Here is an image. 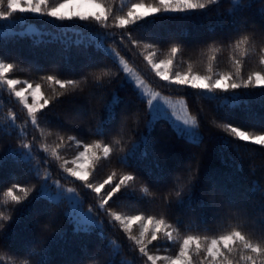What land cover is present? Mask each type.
Returning a JSON list of instances; mask_svg holds the SVG:
<instances>
[{
  "label": "snow or ice",
  "instance_id": "6c2138e0",
  "mask_svg": "<svg viewBox=\"0 0 264 264\" xmlns=\"http://www.w3.org/2000/svg\"><path fill=\"white\" fill-rule=\"evenodd\" d=\"M29 14L49 18L46 22L60 31L98 29L96 48L102 55L85 53L83 70L70 78L63 77L59 64L45 70L32 61L27 63L30 71H43L33 81L19 78L17 70L26 63L19 53L0 51V90H7L24 113L21 116L13 110L7 114L0 133L16 146L0 140V153L7 152L14 164L24 168L25 176L35 177L33 182L14 174L0 183V264H52V242L64 234L65 223L74 216L79 218L75 232L91 234L99 226L104 239L85 259L74 258L65 264H122L129 247L139 264H264V165L259 174L251 167L252 186L247 191L236 179L252 155L240 151L242 147L258 145L264 157V112H249L256 122L253 127L231 119L216 125L201 112L193 115L187 100L156 91L122 54L123 49L142 52L155 77L165 82L164 88H191L205 100L264 109V0H119L118 6L116 0H0V35L29 34L31 28L16 32L17 24H23ZM194 17H218L223 23L195 38L188 33L165 36L157 27L158 21ZM189 51L202 57L206 70L193 63L186 71L177 70ZM221 52L230 53V66L217 71ZM133 82L139 89V102L134 108H118L119 90ZM158 100L177 121L195 129L196 140L191 142L195 150L163 182L159 178L151 181V188L144 186L141 192V186L149 183L143 162L152 154L156 157L152 166L159 169L161 161L168 160L156 141H152L151 153L147 142ZM133 119L135 127L131 126ZM206 126L209 135L218 127L224 145L239 153L241 163L236 171L217 170L204 179ZM80 128L98 138L86 140L79 135ZM49 136L55 137L54 145L49 144ZM73 143L77 151L71 157L63 155ZM41 149L46 155H41ZM54 162L62 172L40 174V168ZM113 163L122 171L112 170L97 181L100 169ZM6 166L0 159V169ZM57 175L65 182L54 179ZM84 189L94 193L95 204L88 203ZM197 192L206 200H197ZM42 198L56 205L67 203L70 210L63 218L53 211L46 220H37L36 242L26 253L13 252L4 244L8 221L26 204ZM110 201H125L137 211L126 214L114 209ZM105 218L113 228L122 229L129 245L114 244Z\"/></svg>",
  "mask_w": 264,
  "mask_h": 264
},
{
  "label": "trees",
  "instance_id": "16d2710c",
  "mask_svg": "<svg viewBox=\"0 0 264 264\" xmlns=\"http://www.w3.org/2000/svg\"><path fill=\"white\" fill-rule=\"evenodd\" d=\"M116 2L118 6L119 0H116ZM29 19L35 20L38 23L46 22L48 20V18H41L37 20L33 17H30ZM221 23H223V20L218 17H213L211 19L194 17L188 21L176 18L175 20L158 21L157 27L158 30L165 36L169 33H188L190 38H195L206 35L210 26ZM47 25V29H51L56 33L59 32L58 36H61V38L51 39V35H45L42 37L32 35H15L8 37L0 36V51L19 53L26 62L17 70L19 78L35 81L39 79L40 75H43V71L38 74L37 72L30 71L28 69L27 63L32 61L38 62L45 70H51L59 64L61 74L66 78L78 76V74L83 70L86 60L85 53H93L98 56L102 55V50H98L94 43H77L75 41V38L79 34L83 32L98 33V29L88 27L87 30L83 32L75 28L60 31L53 28L52 24L47 23ZM77 31H80L81 33ZM140 34L146 35V33H143L142 31ZM61 53H64V55H61ZM122 54L126 59H129L131 66L139 71L155 90L161 91L163 94L171 97L186 99L189 104V110L192 111L193 115H196L197 112H201L216 125L227 122L231 119L238 124L253 127L256 122L249 118V112H264V109H261L258 105H253L251 108H248L243 104L233 107L230 104L224 103L222 100H205L203 97L198 95L197 90L191 88H164L163 85L165 82L161 81L160 78L155 77V74L150 70L146 61H144L142 52H136L133 54L127 49H123ZM217 55L219 60L216 65V70L223 71L227 69L230 66V53L221 52ZM182 59L183 62L176 65L177 70L186 71L189 63H193L195 67L200 70H206L207 68V65L203 61L202 57L199 54L192 53L191 51L186 52ZM250 66L254 67L255 62L253 61ZM109 67L111 66L109 65ZM118 96V108L124 106L134 108L139 102L138 92L130 83L119 90ZM1 100L0 127L3 126V121L7 118V114L9 112L15 110L21 116L24 115L21 111V106L15 101L14 97H9L7 90H1ZM114 124L115 121L113 122V125ZM153 124L154 127L151 130V133L147 134L149 151L151 153L152 141H156V147L163 148V150L167 152L168 160L166 162L161 161L159 169L152 166L153 162L156 160V157L152 154H150L149 158L143 162L141 167L143 169L144 176L149 183L141 186V192L143 191L144 186L151 188V181H156L159 178L160 182H163V179L167 178L171 170L178 167L188 158L189 154L195 150L191 143L194 141L188 139L182 134H179L168 119L159 118L154 120ZM131 126H136L135 119L131 122ZM45 131H48L46 126ZM77 131L79 135L86 140L94 141L98 138L96 136H89L83 128H80ZM223 135L224 134L218 127L212 128V135L208 134L207 126L204 129L205 140L202 146V150L204 151L202 175L205 180L210 174L216 172L217 170L224 173H232L236 171L235 166L241 163L239 153L230 145H224L222 138ZM114 138L115 137H111L110 139ZM0 140H3L8 146H16L11 139L5 140L2 133H0ZM48 142L50 145H54L56 142L55 137L49 136ZM239 144L245 145V142L239 141ZM259 147L260 146L258 145L249 144L240 149L242 152L252 153V155L243 162L242 169L236 173L238 176L236 179L239 183H241L243 191H247L248 188L252 186L249 180L251 167L255 166L258 170L257 174H259L261 166L264 165V157L261 156ZM76 151L77 146L73 143L69 144L63 150L62 154L67 157H71V155ZM40 152L41 155H46L43 149H41ZM17 156L21 161H24V155L22 152L18 151ZM0 159H4L7 164L5 168L0 169V183L12 179L14 174L19 176L21 179L32 180L34 182V175L25 176L24 168L14 164L12 162V158L7 155V152L0 153ZM46 170L49 173L53 172V170L62 172V170L58 169V164L56 162H54L51 166L46 165L38 171L42 175ZM112 170L117 172L122 171V169L116 166L115 163L110 166L105 165L97 174V181L105 178ZM54 179H60L62 183L65 182L64 178L60 175L55 176ZM80 183L81 182L79 181H75V184ZM68 186L71 187L74 186V184L69 183ZM105 190H107V186L105 187ZM82 194L88 203H96L94 193H92L91 190L84 189ZM0 197H2V193H0ZM196 199L206 200V197L201 196L200 193L197 192ZM109 203L112 204L114 209L122 211L126 214H131L137 211L136 206L130 205L125 201H116V203H112V201H110ZM68 209L69 206L67 203L56 205L47 201L46 198L26 204L19 210L16 218L9 223V227L4 237L5 246L15 253H26L30 246L36 242V221L46 220L48 215L53 211L56 212L58 217L63 218L65 213L68 212ZM105 224L108 234L116 246L125 248V245L130 244V242L126 239V236L123 234L122 229L113 228L110 219L105 218ZM76 226L77 225L73 219L66 222L64 234L62 236H58L56 240L52 242V264H65V261H70L74 258L85 259L104 239L101 235L103 229L100 227H97L93 233L86 234L75 232ZM134 227H138V225ZM125 250L129 252V255L122 261V264H139V259L135 256V254L131 253L130 247L125 248Z\"/></svg>",
  "mask_w": 264,
  "mask_h": 264
},
{
  "label": "rangeland",
  "instance_id": "374dc122",
  "mask_svg": "<svg viewBox=\"0 0 264 264\" xmlns=\"http://www.w3.org/2000/svg\"><path fill=\"white\" fill-rule=\"evenodd\" d=\"M30 17H33L37 20L42 18V17L32 16L31 14H29L28 16H26L24 18L25 22L23 24H20V23L17 24V28H16L17 33L23 32L25 29L31 28V32L29 34H25V35H32V36H38V37H42L45 35H51L50 36L51 39L61 38V36H58L55 31L46 28L48 26L46 22L38 23L35 20H30L29 19ZM0 30H2V28H0ZM77 32L81 33L80 31H77ZM0 36H3V35H0ZM99 39H100V37H99L98 33L83 32L75 38V41L76 42L80 41V43L81 42H87V43L92 42L96 46ZM125 75H127V74H125ZM130 84H132V86L137 90V92L139 91L138 87L134 84V82L130 83ZM163 95H165V94H163ZM169 97H171V96H169ZM171 98L172 99H181L180 97H171ZM1 103H2V100H1V90H0V104ZM152 111H153V117H154L153 121L157 120L159 118H166L171 122V124L173 125V127L175 128V130L179 134L186 136L190 140H193V141L196 140L195 129H192V128L184 125L183 122L177 121L176 118L174 116H172L171 109H169L168 106L166 104H164L162 101L158 100V101L154 102ZM69 210H70V206H69L68 211ZM72 219L75 221L76 225L79 223L78 217L74 216ZM97 227H99V226H97Z\"/></svg>",
  "mask_w": 264,
  "mask_h": 264
},
{
  "label": "clouds",
  "instance_id": "9594fccd",
  "mask_svg": "<svg viewBox=\"0 0 264 264\" xmlns=\"http://www.w3.org/2000/svg\"><path fill=\"white\" fill-rule=\"evenodd\" d=\"M11 221H8V223H10ZM6 226V225H5ZM30 264H31V262H30Z\"/></svg>",
  "mask_w": 264,
  "mask_h": 264
}]
</instances>
